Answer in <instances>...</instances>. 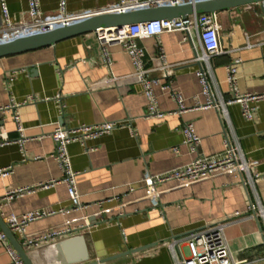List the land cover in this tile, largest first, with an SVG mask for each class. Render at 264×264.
<instances>
[{"label": "crops", "instance_id": "1", "mask_svg": "<svg viewBox=\"0 0 264 264\" xmlns=\"http://www.w3.org/2000/svg\"><path fill=\"white\" fill-rule=\"evenodd\" d=\"M115 1L68 0L66 9L73 12ZM5 2L12 22L29 19L28 0ZM57 7L58 0H40L44 14L56 13ZM217 21L220 44L228 52L208 61L211 75L207 80L213 102L219 104L235 94L226 79L227 66L234 57L241 59L236 93H264L261 3L217 11ZM183 36L180 30L166 31L157 38L136 40L145 49L149 76L170 82L184 98L185 108L177 113V103L168 92L154 86L162 117L148 114V100L141 83L132 75L133 65L120 42L105 44L111 61L110 68L105 65L95 31L0 57V106L21 103L32 96L18 107L21 135L12 119V108L0 110V128L9 139L0 146V170L9 167L6 175H0V215L4 222L10 213L22 215L35 209L71 206L63 182L9 202L3 200L10 188L61 179L62 172L51 156L54 143L50 134L56 123L65 128L124 123L88 140L87 146L93 151L86 152L79 141L68 144L83 207L28 223L27 238L70 228L55 237L25 245L13 233L34 264H173L170 243L226 218L233 220L223 229L233 258L244 264H264V219L246 216L248 205L256 199L264 206V101L255 104L250 119L241 114L237 102L225 106L228 120L213 104L204 107L207 97L196 76L197 69L206 68L196 59L201 46L194 35L186 40ZM159 47L166 54V78L158 69ZM110 75L123 78L117 85L91 88ZM186 122H192L200 135L198 150L203 154L221 152L224 139L232 145L237 143L252 165L250 174H258L254 184L242 183L246 180L243 170L217 172L195 182L166 181L156 185L152 193L140 181L143 177L181 166L194 157L182 142L181 129ZM19 137L25 140L22 149ZM0 264H14L1 243Z\"/></svg>", "mask_w": 264, "mask_h": 264}, {"label": "built area", "instance_id": "2", "mask_svg": "<svg viewBox=\"0 0 264 264\" xmlns=\"http://www.w3.org/2000/svg\"><path fill=\"white\" fill-rule=\"evenodd\" d=\"M68 0H58V7L56 13L44 14L40 10V0H28V16L29 19H22L18 22H12L8 16L7 6L5 0H1V13L3 22L0 24V43H5L18 37L25 35L39 34V32L50 31L59 26L74 24L75 22L90 18L95 14L108 13H125V11L143 10V8H155L160 6H177L182 4H194L202 0H116L109 2L104 6L97 8L79 10L70 12L66 9ZM264 9V1L260 2ZM183 31V40L191 39L194 35L198 38L201 46V53L196 56L198 61L206 64V68H199L196 71V76L200 80L202 86V93L207 97V102L204 107L220 108L219 114L222 118L228 120L225 106L232 102H237L241 106V114L246 119H250L255 104L264 101V93H246L237 94V72L238 65L241 61L240 57L231 59L227 66L226 79L230 89H233L235 94L232 99L226 101L221 100L214 103L210 97L209 85L207 77L211 75L209 67V59L215 55H220L228 52L224 49L219 41L220 25L217 21V12L212 13H195L188 14L184 18L178 16L175 18H160L156 20L143 21L141 23L126 24L121 27L109 26L106 28H97L95 30L97 39L101 43L102 58L106 66L110 68V56L108 54L105 44L109 42L118 41L121 47L125 50L130 58L131 65H133L132 75L142 85L144 96L148 100V114L151 116L162 117L163 113L158 108V102L154 94V86H160V89L167 91L169 96L177 103V113L184 110V98L181 93L172 86L170 82L162 83L159 78H151L149 76V69L145 67L144 57L145 49L137 44V39L144 37L157 38L161 33L169 31ZM157 58L160 62L158 69L161 71L163 77H167L168 64H166V54L162 47L158 48ZM123 77L110 75L105 80L93 83L92 87L117 85ZM11 80V77L9 78ZM32 99L31 95L26 96L21 103H12L7 106H0V110L12 108V119L15 121L16 130L21 135L22 125L18 107L24 104L25 101ZM124 123L111 121L101 122L94 125L80 124L77 127L65 128L56 123L54 129L51 131L50 137L54 143V150L51 153L53 159L57 162L59 170L62 172L61 179H48L35 185L27 187L10 188L3 196V200L9 202L13 198L23 196L27 193L34 192L37 189H44L54 186L57 183L63 182L67 188L68 199L70 201L69 207H62L58 209H35L27 211L22 215L10 213L5 217V223L8 225L12 233H16L25 245L37 243L45 238L55 237L69 231L66 227L63 231H55L47 233L44 236L30 238L26 237V228L28 223L39 218H43L55 213L69 214L72 211L79 210L83 207L80 201V193L76 187L77 172L72 169L71 156L68 153L67 146L71 142L79 141L84 147L85 151H93L94 148L87 146L88 140H93L103 134H107L115 127H122ZM132 134H135L133 127H130ZM183 133L182 142L186 145L189 153L194 157L187 163L181 166H176L160 173H148L140 181L147 186L152 193L156 192V185L165 183L166 181H188L195 182L200 179L207 178L217 172H238L243 170L246 174V180H242L243 184L248 183L253 185L258 178V174L251 175V163L246 159L242 148L237 143L232 145L228 139H224L222 151L206 155L198 150L201 140L200 135L195 131L192 122H186L181 129ZM9 139L5 132L0 128V146L7 144ZM24 138L19 137L17 142L20 148L24 144ZM176 150V147L173 148ZM9 167L0 170V175H6ZM247 217L264 219V206L259 200L250 203L247 207ZM236 213L235 216H237ZM233 222L232 219L226 218L219 220L212 224L202 227L195 231H191L184 235L179 241H174L169 244L170 253L172 255L173 264H244L242 260H235L230 252L226 237L224 236V227ZM0 243L5 247L10 259L14 264H25L19 255L16 253L10 242H8L4 232L0 229ZM184 244L181 248V244Z\"/></svg>", "mask_w": 264, "mask_h": 264}, {"label": "water", "instance_id": "3", "mask_svg": "<svg viewBox=\"0 0 264 264\" xmlns=\"http://www.w3.org/2000/svg\"><path fill=\"white\" fill-rule=\"evenodd\" d=\"M263 1L264 0H202L197 1L194 4L143 8V10L125 11V13L95 14L90 18L75 22L74 24L59 26L50 31H43L39 32V34L33 35H25L5 41V43H0V57L22 53L23 51L32 49H38L42 46L54 45L57 41L74 37V35L95 31L97 28H106L109 26L121 27L126 24L141 23L143 21L156 20L160 18L171 19L178 16L184 18L188 14L212 13L229 10L233 7L257 4ZM0 229L4 232L8 242H10V245H12L20 259H22L25 264H34L32 260L26 256L22 245L16 240L8 225H6L3 221L1 215ZM133 250L127 252H132ZM87 264L97 263L91 262Z\"/></svg>", "mask_w": 264, "mask_h": 264}]
</instances>
